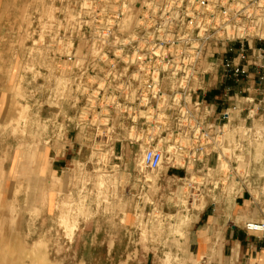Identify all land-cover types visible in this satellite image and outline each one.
Masks as SVG:
<instances>
[{
    "label": "rangeland",
    "instance_id": "1",
    "mask_svg": "<svg viewBox=\"0 0 264 264\" xmlns=\"http://www.w3.org/2000/svg\"><path fill=\"white\" fill-rule=\"evenodd\" d=\"M144 1L152 12L164 3L11 0L0 8V264H39L40 259L47 264L189 262L193 215L215 199L214 191L202 188L198 174L202 165L186 161L169 169L165 164L154 173L143 164V170L148 142L123 145L128 151L125 159L120 153L123 146L115 143L112 133L113 124L132 117L158 123L147 116L159 114L153 108L121 112L114 91L124 80L113 74L132 72L122 59L155 57L162 51L145 46V41L163 40L160 36L167 31L160 29L162 13L144 14ZM112 2L125 4L124 15L104 13ZM220 47L205 48L198 81L211 76L210 66L223 60ZM231 62L222 65L220 77L225 82L231 80L226 68L234 67ZM128 100L146 103L136 95ZM199 100L209 105L205 96L199 95ZM132 136L144 134L134 129ZM149 145L167 154L173 148L161 139ZM71 147L76 153L66 156L64 168L72 157L80 160L69 165L64 178L51 174L50 154L55 149L66 155ZM29 148L26 161L24 152ZM18 161L25 162L26 171L17 167ZM249 162L238 170L246 173ZM222 171L213 181L226 190L229 168ZM101 175L105 178L100 186ZM71 224L76 227L73 231ZM9 243L23 250L21 256L7 253L12 250L7 249ZM36 244L38 251L28 254Z\"/></svg>",
    "mask_w": 264,
    "mask_h": 264
},
{
    "label": "built area",
    "instance_id": "2",
    "mask_svg": "<svg viewBox=\"0 0 264 264\" xmlns=\"http://www.w3.org/2000/svg\"><path fill=\"white\" fill-rule=\"evenodd\" d=\"M137 2L139 0H129L128 4L134 6ZM144 2V9H147L144 14L162 13L164 16L160 29H165L167 33L160 36L163 40L145 41L146 47H158L162 50L161 54L122 59L128 65L127 70L132 72L113 74L114 79L124 80L114 86V91L118 93L117 108L121 112L153 108L159 114L150 113L147 116L158 123H150L145 118L135 121L132 117L120 125L131 133L138 129L144 134V137L131 135V140L148 142L142 163L149 171H159L165 164L169 169H177L186 161L200 164L202 167L198 169V174L203 179L202 188L217 191L223 189V185L220 182L216 185L213 177L217 179L222 170L228 167L229 181L241 182L242 190L239 191L246 190V185L251 184L252 174L248 165L246 173H241L238 168L249 160L247 149L254 141L257 142L258 133L248 125L234 130L228 113L222 116V123L219 119L211 120L210 106L204 100H199L200 89L195 84L200 83L198 64L205 48L264 41V0H164L153 12L150 5ZM124 5L115 6L112 2L109 8L105 5L107 12L104 13L122 16L125 13ZM115 61L121 62V59L116 58ZM230 67L231 64H227V76L240 81L244 73L242 69L239 66ZM169 81L170 87L166 88ZM135 95L138 100L146 101L144 106L128 100ZM147 97H151V100ZM116 125L112 127L113 137L117 134ZM150 128L155 136L149 133ZM158 139L173 146L171 153L149 145ZM213 158L216 163L212 165ZM211 180L210 184H206ZM245 228L251 232H264V223L249 222Z\"/></svg>",
    "mask_w": 264,
    "mask_h": 264
},
{
    "label": "crops",
    "instance_id": "3",
    "mask_svg": "<svg viewBox=\"0 0 264 264\" xmlns=\"http://www.w3.org/2000/svg\"><path fill=\"white\" fill-rule=\"evenodd\" d=\"M9 1L0 0V8ZM217 50L223 60L210 66L211 76H205V80L201 78L199 95L208 100L211 120L219 119L222 123V116L228 113L234 130L252 126L258 133V140L247 149L252 179L246 190L239 191L242 183L233 180L226 190L214 191L215 199L209 200L198 215H193L192 252L185 264H264V232L245 228L249 222L264 223V41L253 40L244 45L232 43ZM227 60L244 72L240 81L221 79L222 65ZM213 79L217 82L212 83ZM116 126L114 140L117 145L135 143L128 128ZM59 151L54 149V155L50 154V172L64 178L69 165L76 163L78 158L69 159L68 167L64 168L66 156L76 152L71 147L66 155L60 156ZM120 153L129 159L124 146Z\"/></svg>",
    "mask_w": 264,
    "mask_h": 264
},
{
    "label": "bare ground",
    "instance_id": "4",
    "mask_svg": "<svg viewBox=\"0 0 264 264\" xmlns=\"http://www.w3.org/2000/svg\"><path fill=\"white\" fill-rule=\"evenodd\" d=\"M123 22L124 23H127V20L124 18V20H123ZM30 148L29 149H27V151H25L24 152V159H26V161L27 160H29V157H30ZM25 162L22 164V162L21 161H18V164H17V167L18 168H20L21 167V169L22 170H24V171H26L27 169H26V167H25ZM43 165V164H42ZM141 165H142V169L144 170V167H143V163H141ZM42 167V166H41ZM40 167V168H41ZM40 173V172H39ZM154 173H156V172H154ZM104 178H105V176L104 175H101V178H100V182H99V184H100V186L101 185H103V182H104ZM150 179V181H154L155 179H154V177H151V178H149ZM48 190H47V198H49V200L52 198V196H51V194H48ZM190 196H191V198H190V203L194 206L195 204H196V202H195V199L192 197V194H190ZM65 224L67 223V221H63ZM76 227H75V225H70V229L73 231L74 229H75ZM14 245L12 244L11 245V243H9L8 245H7V249H12L11 251H8L7 253L8 254H13V255H16V256H21V251L23 252V250H21V249H19L20 247H13ZM15 246H18V244H15ZM38 247H40V244H36L35 245V249H34V251H32V252H29L28 254H32V253H35V251H38ZM14 249V250H13ZM7 253L6 254H4V256H2V257H4L5 258V256L7 255ZM16 256H14V257H16ZM18 258V257H17ZM39 264H47V261L46 260H44V259H40L39 261Z\"/></svg>",
    "mask_w": 264,
    "mask_h": 264
}]
</instances>
